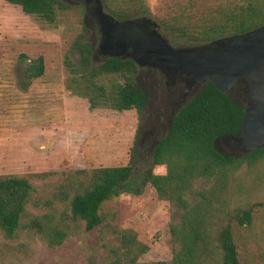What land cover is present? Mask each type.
<instances>
[{"label": "rangeland", "instance_id": "rangeland-1", "mask_svg": "<svg viewBox=\"0 0 264 264\" xmlns=\"http://www.w3.org/2000/svg\"><path fill=\"white\" fill-rule=\"evenodd\" d=\"M128 6L130 18L149 17L160 25L173 47L196 44L180 33L168 29L177 15L187 16L213 7L216 0H117ZM53 25L22 12L17 5L0 0V176L19 175L29 179L35 192L26 207V216L47 211L64 174L77 170L124 166L128 163L137 128L146 130L147 112L137 116L135 110L112 111L90 109L86 99L68 94L66 86L79 75L68 72L66 62L79 69L81 55L76 44L92 43L90 34L97 26L85 19L82 4L59 0ZM143 9V10H142ZM104 11L114 17L105 7ZM84 23L88 28L84 29ZM172 25V24H171ZM94 43V42H93ZM20 56L44 61V76L27 82L22 76ZM99 54L90 61L85 74L98 68ZM152 80L153 73L142 71ZM75 76V77H74ZM120 82L123 80L119 78ZM21 85H26L24 89ZM149 98L155 99L151 110L152 124L148 136L134 152L135 166L140 171L148 167L147 145L153 142L165 122L159 113L168 114L179 99L182 89L170 88L157 98V88L145 83ZM161 99V100H159ZM162 101V102H161ZM131 116L132 121L131 122ZM142 122V123H141ZM144 126V127H143ZM224 151L226 146L222 145ZM153 174L164 175L165 166L152 167ZM212 184L201 181L198 188ZM239 206L251 209L252 224L237 231L236 243L245 264L264 263V159L252 168H243L235 177ZM55 205H59L57 202ZM103 211L110 225L117 229H132L138 240L149 247L138 264H170L172 243L169 226L179 220L181 211L172 204L161 202L155 190L146 186L138 196L121 194L107 202ZM80 236L68 238L60 247L45 246L36 235L23 231L17 239L0 235V264H102L106 258L102 247L114 238L107 226H99Z\"/></svg>", "mask_w": 264, "mask_h": 264}, {"label": "trees", "instance_id": "trees-1", "mask_svg": "<svg viewBox=\"0 0 264 264\" xmlns=\"http://www.w3.org/2000/svg\"><path fill=\"white\" fill-rule=\"evenodd\" d=\"M4 1L49 25L56 22L57 11L62 7L59 0ZM102 1L117 19L130 18L128 6L117 0ZM162 23L190 42L205 43L263 25L264 0H216L213 7L191 17L181 12L173 23ZM75 46L81 55L80 67L76 69L69 62L66 65L68 72L79 77L67 84V93L86 99L90 109L135 110L142 116L149 104V93L136 80L137 66L131 60L108 59L85 74L91 47L87 43ZM20 62L25 81L44 76L41 56H20ZM166 81L171 83L170 78ZM181 86L186 89L184 84ZM242 118L243 109L207 82L180 109L167 135L152 150H146L148 167L144 171L135 166L134 152L138 147L134 141L126 165L64 174L54 201L47 203V211L29 215L24 221L34 188L25 176H0V235L15 240L26 231L45 246L57 248L68 238L80 236L79 225L83 226V233L103 225L109 227L114 239L102 244L106 254L102 264H138L149 247L138 240L134 230L111 226L103 208L121 194L138 196L150 186L161 202L181 211L179 220L169 226L170 264H245L236 234L240 228L250 226L253 217L251 209L239 206L235 177L243 166L252 168L264 159V148L243 156H228L220 153L215 144L236 135ZM138 136L137 130L135 139ZM155 166H165L166 173L153 174ZM211 180L210 186L198 188L199 182Z\"/></svg>", "mask_w": 264, "mask_h": 264}, {"label": "water", "instance_id": "water-1", "mask_svg": "<svg viewBox=\"0 0 264 264\" xmlns=\"http://www.w3.org/2000/svg\"><path fill=\"white\" fill-rule=\"evenodd\" d=\"M102 19L108 27L103 46L107 59L125 56L122 59L139 68L159 70L173 84L186 86L183 98L192 88L200 90L211 82L243 109L238 133L215 141L216 146L224 144L238 156L264 148V24L242 34L173 47L149 17L116 20L103 14ZM180 109L172 115L164 137Z\"/></svg>", "mask_w": 264, "mask_h": 264}, {"label": "flooded vegetation", "instance_id": "flooded-vegetation-1", "mask_svg": "<svg viewBox=\"0 0 264 264\" xmlns=\"http://www.w3.org/2000/svg\"><path fill=\"white\" fill-rule=\"evenodd\" d=\"M68 1L69 2H75L77 4H82L84 11H85V19L87 20V22L88 21L95 22V24L97 25L94 27V31L90 34V37L93 39L94 43L92 42V43H87V44H89L91 47L89 64H90V61L95 58V55L99 54L101 56V59L98 63V68H99L100 66H102L106 62V60H108L106 58L105 52L103 50L104 42H105L106 36L108 34V27L102 19V15L107 14L104 11L105 6L103 4V1L102 0H68ZM139 17H141V16H139ZM116 20H120V19H116ZM84 25H85V29L88 28L87 24L84 23ZM123 57H125V56H122V58ZM122 58H118V60H130V59H122ZM114 59H117V58H114ZM137 68H138V73H137L136 80L140 81L143 87L145 86V83L150 82V84H153V86L155 88H157V92H158L155 94L156 99L163 97V94L165 95V93L170 94V95H167L170 97L172 95H174L175 93L173 94L170 91L171 87L176 88L178 91H180V89H182V94H183V91L186 90V89L184 90L183 87L181 86V84H179V83L173 84L172 81H171V83H168L166 81V78H168V77H166L164 74H162L159 70H157L155 68H152V67H140V68L137 67ZM144 70H148L149 73H153L156 80H152L148 75H144L142 73V71H144ZM198 92H199V88H192L188 92V94L185 98H183L182 97L183 95L181 94L179 96V99L176 102H174V106L170 109L169 114L159 113L156 115V116H162V117L165 116L164 117L165 122L163 123V125L161 127L160 133H158L156 135V137L154 138V141L148 143V145H147L148 151L152 150L153 147L159 143L161 138L164 137V132L166 130V127L169 125V122H170L172 115L175 114V112L179 109L180 106H181V108L185 107L195 97V95ZM154 100H155L154 98L148 99L149 104H148L147 109H146L147 115H146V121H145L146 130H144V131L141 130V124L139 125L140 128L136 129V131L137 130L139 131V136L135 139V135H134L133 142L136 141L137 147H139V143L142 141L144 142V140L148 136V133H149L148 128L152 124V119L150 118V113H151V110H153L155 107V104H154L155 101ZM159 100H161V99H159ZM136 131H135V133H136ZM222 145H224V144H222ZM222 145L220 144L217 146L220 153H224L225 155H228V156H236L234 154V152H235L234 150H231L228 148V146L224 145V146H226V149H227L226 151H224L222 148ZM232 154H234V155H232Z\"/></svg>", "mask_w": 264, "mask_h": 264}, {"label": "crops", "instance_id": "crops-1", "mask_svg": "<svg viewBox=\"0 0 264 264\" xmlns=\"http://www.w3.org/2000/svg\"><path fill=\"white\" fill-rule=\"evenodd\" d=\"M134 110H130V111H124V112H126V113H129V112H133ZM136 113V112H135ZM131 122H133L132 121V116H131ZM6 159V156H2V155H0V161H2V160H5Z\"/></svg>", "mask_w": 264, "mask_h": 264}]
</instances>
